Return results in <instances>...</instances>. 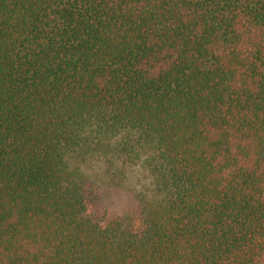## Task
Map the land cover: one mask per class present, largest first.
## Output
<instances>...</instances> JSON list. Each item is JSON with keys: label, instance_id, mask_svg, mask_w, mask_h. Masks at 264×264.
I'll list each match as a JSON object with an SVG mask.
<instances>
[{"label": "trees", "instance_id": "obj_1", "mask_svg": "<svg viewBox=\"0 0 264 264\" xmlns=\"http://www.w3.org/2000/svg\"><path fill=\"white\" fill-rule=\"evenodd\" d=\"M0 264H264V0H0Z\"/></svg>", "mask_w": 264, "mask_h": 264}]
</instances>
